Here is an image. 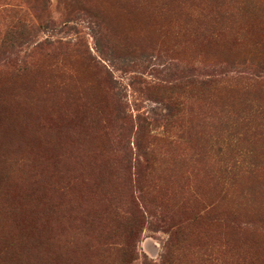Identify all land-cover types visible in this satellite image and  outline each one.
Masks as SVG:
<instances>
[{"label": "rangeland", "instance_id": "1", "mask_svg": "<svg viewBox=\"0 0 264 264\" xmlns=\"http://www.w3.org/2000/svg\"><path fill=\"white\" fill-rule=\"evenodd\" d=\"M0 264H264V0H0Z\"/></svg>", "mask_w": 264, "mask_h": 264}]
</instances>
